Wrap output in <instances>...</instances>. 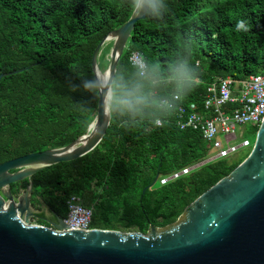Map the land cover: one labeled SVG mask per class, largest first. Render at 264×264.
<instances>
[{
	"label": "trees",
	"instance_id": "16d2710c",
	"mask_svg": "<svg viewBox=\"0 0 264 264\" xmlns=\"http://www.w3.org/2000/svg\"><path fill=\"white\" fill-rule=\"evenodd\" d=\"M165 4L162 19L136 22L115 78H132L130 56L137 51L158 65L154 94L170 97L168 66L185 58L196 71L197 86L177 103L202 107L208 84L217 77L264 73V0ZM131 14L129 0H0V74L12 72L0 78V163L65 146L87 132L97 112L98 91L92 94L80 85L95 78L92 56L98 43ZM237 20H244L249 30L236 31ZM111 46L102 49V70L109 65ZM157 117L162 126L152 125ZM209 149L200 131L178 126L176 108L135 117L111 113L110 125L92 151L41 168L11 186L16 193L30 180L33 207L39 209L42 201L60 217L68 215L67 200L75 194L93 207V228L147 232L151 225L176 221L248 155L206 160ZM32 220L49 225L39 217Z\"/></svg>",
	"mask_w": 264,
	"mask_h": 264
},
{
	"label": "water",
	"instance_id": "95a60500",
	"mask_svg": "<svg viewBox=\"0 0 264 264\" xmlns=\"http://www.w3.org/2000/svg\"><path fill=\"white\" fill-rule=\"evenodd\" d=\"M143 18L131 14L102 38L92 56L95 78L102 71L107 73L105 82L110 74L115 77L130 34ZM110 41L109 65L102 70L99 57ZM11 73L2 72L0 78ZM110 121L98 92L97 112L86 133L65 146L0 163V264H264V119L247 157L166 226L151 225L147 232L69 229L56 213L49 225L32 224L37 214L31 203L32 182L17 195L11 184L89 153ZM35 163L39 165L32 167Z\"/></svg>",
	"mask_w": 264,
	"mask_h": 264
},
{
	"label": "built area",
	"instance_id": "2783aa9c",
	"mask_svg": "<svg viewBox=\"0 0 264 264\" xmlns=\"http://www.w3.org/2000/svg\"><path fill=\"white\" fill-rule=\"evenodd\" d=\"M139 52H132L130 60L135 63ZM165 97L162 99H167ZM176 121L181 129H194L201 132L210 145L209 153L216 151L208 160L226 158L242 146H248L249 140L238 138L236 129L245 124L257 126L264 119V73L252 74L245 78L231 76L217 77L208 84L202 107L196 102L177 103ZM181 102V100H180ZM196 165L183 168L166 177L161 183L187 173ZM68 215L64 221L69 229L90 230L93 207L83 204L78 195L67 200Z\"/></svg>",
	"mask_w": 264,
	"mask_h": 264
},
{
	"label": "clouds",
	"instance_id": "9594fccd",
	"mask_svg": "<svg viewBox=\"0 0 264 264\" xmlns=\"http://www.w3.org/2000/svg\"><path fill=\"white\" fill-rule=\"evenodd\" d=\"M165 8V0H129V9L133 15H143L157 21L163 18ZM234 27L238 32L249 30V25L244 20H237ZM132 66L135 72L128 80H120L110 74L106 82H102L100 78L84 79L80 87L92 94L98 91L101 104L110 114L135 117L148 111H172L175 107L173 101H180L197 86L196 71L185 58H177L168 66L170 75L166 81L171 83L172 92L167 99H161L153 91L159 79L157 64L148 63L140 55ZM163 123L158 117L152 120V125L157 127Z\"/></svg>",
	"mask_w": 264,
	"mask_h": 264
},
{
	"label": "rangeland",
	"instance_id": "374dc122",
	"mask_svg": "<svg viewBox=\"0 0 264 264\" xmlns=\"http://www.w3.org/2000/svg\"><path fill=\"white\" fill-rule=\"evenodd\" d=\"M110 42H108L107 44H110ZM109 53L106 55V58L109 59ZM236 132H237V135H238V138L237 140L235 141V143H238L240 142L243 138H246L247 140H249L250 144L248 146H242L240 147L236 152H234L232 155H230L228 157V159L230 160H233V159H241L243 158L245 155L249 154V152L251 151L252 149V146H253V143H254V140H255V137H256V132H255V129H254V125L248 123V124H245L243 126H239L237 127L236 129ZM216 153L215 150L211 151L209 153V156L206 158V160L208 158H210L211 155H214ZM202 163V162H201ZM26 188V187H25ZM24 188V189H25ZM44 207V212L45 214L48 213V212H51L49 207H47L45 204L43 205ZM31 223L32 224H39L37 223V221L35 220H32L31 219Z\"/></svg>",
	"mask_w": 264,
	"mask_h": 264
},
{
	"label": "flooded vegetation",
	"instance_id": "af4514ba",
	"mask_svg": "<svg viewBox=\"0 0 264 264\" xmlns=\"http://www.w3.org/2000/svg\"><path fill=\"white\" fill-rule=\"evenodd\" d=\"M11 189H16L15 187L13 188L12 186H11ZM22 189H24V188H20V190H22ZM19 190V191H20ZM19 191H17L16 193H14V191H12L14 194H18L19 193ZM45 203L44 202H42L41 201V207L38 209V208H34V210H35V212L37 213L36 214V216L35 217H39V218H41L42 220H44V222H47L48 220H54L53 219V217L51 216V215H49V212L48 213H46L45 214V212H44V207H43V205H44ZM46 205V204H45ZM47 206V205H46ZM48 207V206H47ZM50 209V208H49ZM51 211V210H50ZM51 214H53L54 215V212L53 211H51ZM34 218V217H33ZM48 223V222H47Z\"/></svg>",
	"mask_w": 264,
	"mask_h": 264
},
{
	"label": "bare ground",
	"instance_id": "6f19581e",
	"mask_svg": "<svg viewBox=\"0 0 264 264\" xmlns=\"http://www.w3.org/2000/svg\"><path fill=\"white\" fill-rule=\"evenodd\" d=\"M98 78L101 79L102 82H105L106 78H107V73L105 71H102L101 73L98 72ZM39 164L35 163L32 165V167L38 166Z\"/></svg>",
	"mask_w": 264,
	"mask_h": 264
},
{
	"label": "crops",
	"instance_id": "0c3cea01",
	"mask_svg": "<svg viewBox=\"0 0 264 264\" xmlns=\"http://www.w3.org/2000/svg\"><path fill=\"white\" fill-rule=\"evenodd\" d=\"M49 215H51L53 217V219L55 220V216L53 214H51V212H49Z\"/></svg>",
	"mask_w": 264,
	"mask_h": 264
}]
</instances>
